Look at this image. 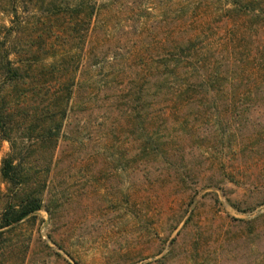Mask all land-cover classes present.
Here are the masks:
<instances>
[{
	"label": "rangeland",
	"instance_id": "rangeland-1",
	"mask_svg": "<svg viewBox=\"0 0 264 264\" xmlns=\"http://www.w3.org/2000/svg\"><path fill=\"white\" fill-rule=\"evenodd\" d=\"M0 50V264H264V0H0Z\"/></svg>",
	"mask_w": 264,
	"mask_h": 264
},
{
	"label": "trees",
	"instance_id": "trees-1",
	"mask_svg": "<svg viewBox=\"0 0 264 264\" xmlns=\"http://www.w3.org/2000/svg\"><path fill=\"white\" fill-rule=\"evenodd\" d=\"M0 72L4 74L3 80H0L2 87L10 83L16 84L21 78V70L9 60V54L0 61ZM11 101L9 96L0 101V131L2 136L11 143V152L2 162L1 176L14 188L11 194H15V198H11L1 212L0 237L44 208L41 198L26 193L27 174L22 163L24 159L17 149V144L11 138L14 117L10 108L15 100Z\"/></svg>",
	"mask_w": 264,
	"mask_h": 264
}]
</instances>
